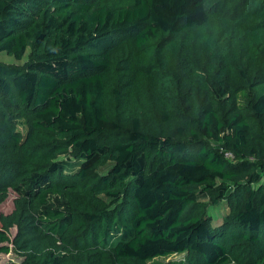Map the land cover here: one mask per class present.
I'll return each mask as SVG.
<instances>
[{
  "label": "trees",
  "instance_id": "obj_1",
  "mask_svg": "<svg viewBox=\"0 0 264 264\" xmlns=\"http://www.w3.org/2000/svg\"><path fill=\"white\" fill-rule=\"evenodd\" d=\"M28 52L0 61L9 264H264V0H0Z\"/></svg>",
  "mask_w": 264,
  "mask_h": 264
},
{
  "label": "rangeland",
  "instance_id": "obj_2",
  "mask_svg": "<svg viewBox=\"0 0 264 264\" xmlns=\"http://www.w3.org/2000/svg\"><path fill=\"white\" fill-rule=\"evenodd\" d=\"M214 34V29L208 28L204 32H200L199 36L201 38L205 37L206 35ZM30 52L27 53L23 61H16L14 58L9 57L5 54L0 55V61L8 63V64H17L22 65L29 59ZM19 132L22 136L25 135V127L20 125H15L12 127V130H9L6 125L0 123V141L3 143H10L12 141L10 131ZM105 172V169L101 168L98 173L102 174ZM18 202V195L10 190L7 195L0 199V215H10L12 212L16 210V205ZM215 212V216L220 219L224 215V210L219 209L217 211L212 210V213ZM13 234H16V230L12 229ZM174 258V257H173ZM172 259V258H171ZM167 261V259H160L159 263L162 261ZM24 261V257L15 253L10 252L9 254H0V264H9L10 262L22 263Z\"/></svg>",
  "mask_w": 264,
  "mask_h": 264
},
{
  "label": "built area",
  "instance_id": "obj_3",
  "mask_svg": "<svg viewBox=\"0 0 264 264\" xmlns=\"http://www.w3.org/2000/svg\"><path fill=\"white\" fill-rule=\"evenodd\" d=\"M226 156H227L228 158H230V154H229V153H227Z\"/></svg>",
  "mask_w": 264,
  "mask_h": 264
}]
</instances>
